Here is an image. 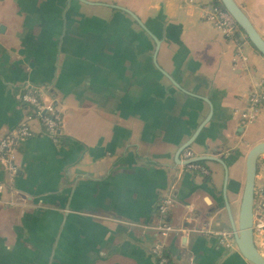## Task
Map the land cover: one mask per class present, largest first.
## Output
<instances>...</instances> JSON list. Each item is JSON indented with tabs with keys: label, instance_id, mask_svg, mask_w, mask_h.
<instances>
[{
	"label": "crops",
	"instance_id": "0c3cea01",
	"mask_svg": "<svg viewBox=\"0 0 264 264\" xmlns=\"http://www.w3.org/2000/svg\"><path fill=\"white\" fill-rule=\"evenodd\" d=\"M235 1L264 39V0ZM217 3L0 0V139L26 120L28 90L63 117L59 143L36 120L16 171L0 165V264H161L156 250L166 264H252L217 232L234 235L264 142V103L242 118L264 56L205 19ZM169 196L186 232L163 236ZM255 242L264 256V231Z\"/></svg>",
	"mask_w": 264,
	"mask_h": 264
},
{
	"label": "built area",
	"instance_id": "2783aa9c",
	"mask_svg": "<svg viewBox=\"0 0 264 264\" xmlns=\"http://www.w3.org/2000/svg\"><path fill=\"white\" fill-rule=\"evenodd\" d=\"M205 19L220 29L229 39H235L238 33L242 32L232 15L221 5H213L210 10L204 15ZM23 101L29 109V114L21 126L6 134L0 139V165H3L8 171H16L15 152L20 143L30 138L33 133L32 123L38 120L44 127L45 132L54 142L59 143L61 140V132L63 128V117L60 110L53 104L47 103L42 99L40 93L34 90H28L23 95ZM264 103V82L255 91L252 92L249 98V105L242 115L245 124H254L258 118L259 108ZM195 154L191 150H186L183 154V160L190 164L189 167L195 170H200L203 174H208V171L201 165L193 162ZM174 200L169 196L162 200L159 207L160 225L157 230L163 235L186 230L176 229L168 222L170 212L174 207ZM254 231L262 233L264 231V187L255 191V207H254ZM202 232L203 231H199ZM222 243L230 249L237 248L234 235L229 231L217 232ZM156 255L161 264H166L167 259L162 255L161 251L156 250Z\"/></svg>",
	"mask_w": 264,
	"mask_h": 264
},
{
	"label": "water",
	"instance_id": "95a60500",
	"mask_svg": "<svg viewBox=\"0 0 264 264\" xmlns=\"http://www.w3.org/2000/svg\"><path fill=\"white\" fill-rule=\"evenodd\" d=\"M221 5L232 15L241 31L254 48L264 56V39L258 33L242 7L235 0H219ZM186 145L184 148H187ZM264 156V142L254 146L247 157L246 179L237 223L232 221L234 240L240 254L252 264H264V256L255 242L254 207L256 177L259 160Z\"/></svg>",
	"mask_w": 264,
	"mask_h": 264
},
{
	"label": "trees",
	"instance_id": "16d2710c",
	"mask_svg": "<svg viewBox=\"0 0 264 264\" xmlns=\"http://www.w3.org/2000/svg\"><path fill=\"white\" fill-rule=\"evenodd\" d=\"M216 5H221V3H217ZM222 6V5H221Z\"/></svg>",
	"mask_w": 264,
	"mask_h": 264
}]
</instances>
